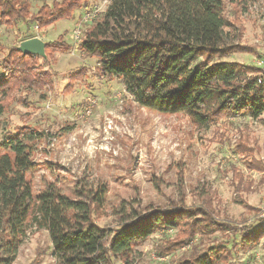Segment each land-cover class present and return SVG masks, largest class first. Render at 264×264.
Listing matches in <instances>:
<instances>
[{
  "label": "rangeland",
  "instance_id": "rangeland-1",
  "mask_svg": "<svg viewBox=\"0 0 264 264\" xmlns=\"http://www.w3.org/2000/svg\"><path fill=\"white\" fill-rule=\"evenodd\" d=\"M27 1L31 14L43 5L42 0ZM111 1L89 0L73 17L43 29L28 28L27 20L15 26L0 23V64L10 47L34 37L71 45L37 59L40 71L52 75V84L21 87L10 96L0 116L1 134L24 125L42 133L28 174L35 196L50 184L73 198L106 188L105 203L93 214L102 228L116 229L124 219L153 209L196 214L137 246L132 264H184L214 246L231 248L233 232L212 230L196 210L202 207L220 224L233 222L245 231L264 223V114L259 119L225 116L200 128L184 113L139 106L118 79H100L97 59L82 52L74 32L86 10L99 7L102 16ZM225 15L236 28L229 42L243 51L222 60L264 70L259 64L264 61V0L246 8L227 4ZM13 264H60L48 231L31 226ZM218 264H264V238L247 252L234 249Z\"/></svg>",
  "mask_w": 264,
  "mask_h": 264
},
{
  "label": "trees",
  "instance_id": "trees-1",
  "mask_svg": "<svg viewBox=\"0 0 264 264\" xmlns=\"http://www.w3.org/2000/svg\"><path fill=\"white\" fill-rule=\"evenodd\" d=\"M256 1L112 0L104 14L85 27L79 48L97 59L100 79L120 80L143 108L184 113L200 128L225 116L259 119L264 114V70L222 60L243 51L229 42L236 28L225 15L227 4L246 8ZM88 2L43 1L31 14L27 0H0V23L15 26L27 20L28 28L35 24L43 29L73 17ZM17 48L10 47L0 64V116L6 111L4 102L21 87L52 84V75L38 67L39 57L23 55ZM69 48L64 40L47 42L46 53ZM1 132L0 121V264L15 262L31 226L48 231L60 264H132L137 246L154 233L174 230L194 217L192 210L153 209L124 219L116 229L102 228L93 214L104 205L106 188L73 198L50 184L35 196L28 174L34 168V144L42 133L28 125ZM196 213L212 230L233 232V244L214 246L184 264H218L234 249L247 252L264 238L262 221L258 228L245 231L233 222L220 224L202 207Z\"/></svg>",
  "mask_w": 264,
  "mask_h": 264
},
{
  "label": "water",
  "instance_id": "water-1",
  "mask_svg": "<svg viewBox=\"0 0 264 264\" xmlns=\"http://www.w3.org/2000/svg\"><path fill=\"white\" fill-rule=\"evenodd\" d=\"M47 43L39 37H34L21 42L18 46V51L23 55H33L41 58H47L46 54Z\"/></svg>",
  "mask_w": 264,
  "mask_h": 264
},
{
  "label": "built area",
  "instance_id": "built-area-1",
  "mask_svg": "<svg viewBox=\"0 0 264 264\" xmlns=\"http://www.w3.org/2000/svg\"><path fill=\"white\" fill-rule=\"evenodd\" d=\"M42 1H46V0H42ZM99 12H100V8L96 7V8L88 9V10L85 11V13H83V15H82V24L74 32V37L77 40H79L83 36V33H84L83 27H86L95 18H97L98 15L100 14ZM259 64L260 65H264V61H260Z\"/></svg>",
  "mask_w": 264,
  "mask_h": 264
}]
</instances>
